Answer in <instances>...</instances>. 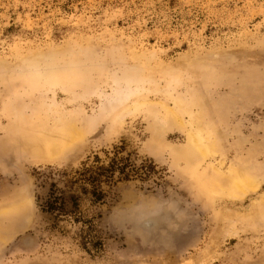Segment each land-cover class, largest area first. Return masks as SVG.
I'll return each mask as SVG.
<instances>
[{"label":"rangeland","instance_id":"rangeland-1","mask_svg":"<svg viewBox=\"0 0 264 264\" xmlns=\"http://www.w3.org/2000/svg\"><path fill=\"white\" fill-rule=\"evenodd\" d=\"M199 130L197 174L264 180V0H0V264H264V182L205 196Z\"/></svg>","mask_w":264,"mask_h":264},{"label":"bare ground","instance_id":"bare-ground-1","mask_svg":"<svg viewBox=\"0 0 264 264\" xmlns=\"http://www.w3.org/2000/svg\"><path fill=\"white\" fill-rule=\"evenodd\" d=\"M200 95L201 94H199V96ZM193 96H194V94H193ZM193 99H194V102H196L197 104H201V100L199 98L195 97ZM155 105H156V103H155ZM155 105L152 104L151 102H142V103L138 104V107H140V108L145 107V109L147 108V111H148L149 108L154 110L153 108L155 107ZM179 106H183V105L180 104ZM162 108H163V110L166 111V114H167L166 120H165L166 123L167 122L169 123L170 121H177V120L179 122V117L175 112L170 111V109H167L166 107L164 108L163 106H162ZM192 120H193V118H192ZM160 123H161V121H160ZM162 123H164V121H162ZM195 123H197V122H195ZM71 124H73V123H71ZM65 125H66V127H63L62 129H59V130L57 129V131H52L51 134L49 135V137L47 138V140H45V143H42V142L40 143V142L36 141V143H34V145L32 144V146L34 147L33 150L40 151V152L44 151V153L47 152V154H50L51 156L55 157V156H58L60 153H62L66 148H69L70 145L72 146L74 142H78L77 140L80 139L81 134L78 131H76V129H75L76 127L73 128L74 125H72V127H71L70 123H67ZM161 125L162 124H160V126ZM165 125L168 126V124H165ZM165 125H164V127L167 128V126H165ZM160 126H159V128H160ZM159 130H160L159 132H161V130H163V129L160 128ZM155 134L157 135L158 133H155ZM160 134H162V133H160ZM157 137H158V135H157ZM213 155H216L215 144L212 141V136H211L210 131H204V130H199V132H197V134L192 135L191 138L189 139V144L187 146V149L185 151H183L182 155L181 154L177 155V159L186 161L190 175H192V177L195 178L197 187L202 191V193L205 196L210 195V194L214 195V194L221 192L222 194L226 193L232 199L233 198L234 199L235 198L236 199L237 198H243L248 194V192L250 190H255L260 186V183H259L260 178L259 177L256 178L257 177L256 176L255 177L256 179L253 177L254 178V180H253L252 176L254 174H252V176H251L250 173H249L250 176L248 175L249 177L244 176L245 174H243V175L233 174L234 175L233 177L228 178L229 181H227L226 176H223L222 174H220L217 171H213V172H210L208 174H203V175L197 174L199 162L206 159L207 157L213 156ZM230 166H232V165H230ZM242 166H244V165H242ZM245 167H241V168H245ZM228 169H230V167H228ZM231 169H232V167H231ZM231 171L233 172V170H231ZM236 171H239V169ZM240 173H243V172H240ZM259 175H260V173H259ZM257 179H258V181H255ZM261 179H262V181H260V182H264L263 177H261ZM21 203H25V202L23 201V202H20V204ZM27 204H29V202ZM23 206L24 205L21 204L18 207H14V208L10 207L8 209L9 210L12 209V211L15 210L17 212L19 210V208H22ZM23 209H25V207L22 208L21 210H23ZM2 210H4V209H2ZM2 210L0 211V219H1V217L3 218L4 215L10 213V212H7L8 210L6 212L2 211ZM25 210H23V212ZM12 211H11V213H13ZM19 212H20V210H19ZM21 213H22V211H21ZM21 213H18V214H21ZM13 215H16V213H14ZM160 216H162V212L159 214V217ZM224 219H225V217H224ZM165 222L166 221H164V223ZM161 223H162V221L160 222V224ZM141 225L144 229H152V228H157L159 226L157 220H155L154 218H149L147 220H144L143 222H141Z\"/></svg>","mask_w":264,"mask_h":264},{"label":"trees","instance_id":"trees-1","mask_svg":"<svg viewBox=\"0 0 264 264\" xmlns=\"http://www.w3.org/2000/svg\"><path fill=\"white\" fill-rule=\"evenodd\" d=\"M116 166H112V169H110V171H112L113 169H117L120 165L118 163H115ZM121 171H123L122 173H125L124 169ZM107 177H111V176H107ZM128 177V176H126ZM109 179V178H108ZM86 183H89L90 185H92L94 188H93V191H92V196L95 198V201L98 202V201H101L103 200L104 198V195L102 193V191H99L98 189V186L96 183L99 181V179L96 177H94L92 180L91 179H85ZM100 182V181H99ZM85 192H87V189H83ZM59 200L60 198L58 197H54L52 200H49L46 205H45V209L48 211V212H56V211H59V212H62L64 210L63 208V203H60L59 204Z\"/></svg>","mask_w":264,"mask_h":264}]
</instances>
